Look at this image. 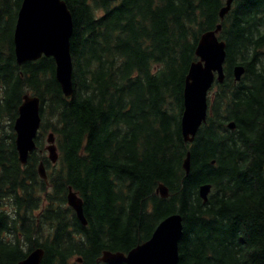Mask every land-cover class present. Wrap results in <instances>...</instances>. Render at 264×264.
<instances>
[{
	"label": "trees",
	"instance_id": "16d2710c",
	"mask_svg": "<svg viewBox=\"0 0 264 264\" xmlns=\"http://www.w3.org/2000/svg\"><path fill=\"white\" fill-rule=\"evenodd\" d=\"M61 1L72 22L69 99L50 58L17 64L22 0H0V264L36 248L39 264H102L103 251L126 253L172 214L182 225L177 264H264V0H233L221 21L222 0ZM217 24L224 79L184 143V77L200 35ZM26 93L39 100L40 123L22 165L13 125ZM46 131L55 164L44 156ZM201 185L210 187L205 202ZM68 187L84 226L65 204Z\"/></svg>",
	"mask_w": 264,
	"mask_h": 264
},
{
	"label": "water",
	"instance_id": "95a60500",
	"mask_svg": "<svg viewBox=\"0 0 264 264\" xmlns=\"http://www.w3.org/2000/svg\"><path fill=\"white\" fill-rule=\"evenodd\" d=\"M224 1L218 11L219 20L230 9L233 0ZM220 25L200 35L194 55L196 61L191 62L184 77L182 88V112L179 121L180 134L184 143L192 142L194 135L205 120L206 95L214 80L222 83L223 65L225 61L224 43L217 39ZM72 33L71 15L61 0H22L17 13L13 34L14 55L20 66L26 62H34L41 57L50 58L54 63V77L65 99L72 96L71 58L69 38ZM243 73L240 66L234 67L232 75L238 81ZM39 100L26 93L18 108V116L13 125L15 132V148L18 159L25 165L30 153L36 149L35 138L39 127ZM228 129L233 124L227 125ZM47 159L56 161V148L53 134L45 138ZM182 169L187 175L189 171V153L185 154ZM37 174L45 180L44 169L38 163ZM156 192L160 197L167 196L166 188L158 185ZM209 185L198 188V195L206 201ZM66 205L74 212L80 224L85 225L81 200L67 188ZM181 217L172 214L161 220L150 237L136 245L126 253L103 251L98 261L104 264H177V243L181 236ZM43 251L36 248L17 264H39Z\"/></svg>",
	"mask_w": 264,
	"mask_h": 264
},
{
	"label": "rangeland",
	"instance_id": "374dc122",
	"mask_svg": "<svg viewBox=\"0 0 264 264\" xmlns=\"http://www.w3.org/2000/svg\"><path fill=\"white\" fill-rule=\"evenodd\" d=\"M214 89H215V87H212V89H210V92H209V94H208V97H209L210 94L214 91ZM48 132H49V131H46V132L43 134V137H42V142H43L42 147H45V146H46L45 137H46V135H47ZM44 156L46 157V153H45V151H44ZM43 169H44V174H45V176H46L48 170H46L44 167H43Z\"/></svg>",
	"mask_w": 264,
	"mask_h": 264
},
{
	"label": "bare ground",
	"instance_id": "6f19581e",
	"mask_svg": "<svg viewBox=\"0 0 264 264\" xmlns=\"http://www.w3.org/2000/svg\"><path fill=\"white\" fill-rule=\"evenodd\" d=\"M237 66H240L241 67V65H237ZM237 66H235V67H237ZM236 82V81H235ZM233 129V128H232ZM202 186V185H201Z\"/></svg>",
	"mask_w": 264,
	"mask_h": 264
}]
</instances>
